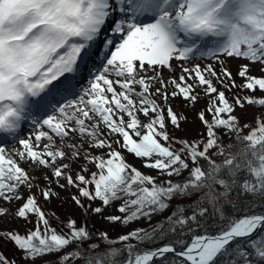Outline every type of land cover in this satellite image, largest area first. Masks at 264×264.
<instances>
[{
    "label": "snow or ice",
    "instance_id": "6c2138e0",
    "mask_svg": "<svg viewBox=\"0 0 264 264\" xmlns=\"http://www.w3.org/2000/svg\"><path fill=\"white\" fill-rule=\"evenodd\" d=\"M194 59L210 62L187 66ZM233 60L244 61L235 76ZM174 61L180 73L165 77ZM196 88L208 98L197 114L203 142L168 131L187 119L169 101L194 107ZM245 106L264 108V0H0V218L34 223L0 229V264H264V116L241 137L234 113ZM220 129L245 146L217 163L209 152L224 155ZM33 188L45 203L60 199L55 188L75 189L81 223L56 217L62 230L52 228ZM173 200L188 204L153 224ZM116 202L119 215H105ZM93 216L148 227L111 238L89 228Z\"/></svg>",
    "mask_w": 264,
    "mask_h": 264
},
{
    "label": "rangeland",
    "instance_id": "374dc122",
    "mask_svg": "<svg viewBox=\"0 0 264 264\" xmlns=\"http://www.w3.org/2000/svg\"><path fill=\"white\" fill-rule=\"evenodd\" d=\"M103 39V38H101ZM97 48H99V45H97ZM100 60V61H98ZM103 60V52L101 51L100 57H97L96 62H101ZM210 61L207 60H192L190 62H187V66H191L192 64L200 63V64H206L209 63ZM177 62H173V66L175 67V73H169L168 71H164V76L168 77L169 75L176 74L178 75L180 73V68L176 67ZM238 63H244V61H229V67L231 68L233 75L235 76L236 72V65ZM258 65L256 67H253L252 69V74L253 75H260V73L257 71ZM237 84H239L241 81L239 78L236 80ZM81 83V82H80ZM85 82H82V84ZM159 86V85H157ZM217 88H220L219 84H216ZM172 89L169 88V91ZM224 90V89H220ZM154 91V89H153ZM238 89H234L233 92L226 93L229 100H232V96L234 92H238ZM196 92L201 93V98L198 103L195 104V106H191L186 104L182 99L177 98L175 100H170L169 103L171 104L173 110L178 116H186L187 119L182 122L180 129H173L171 126H169L168 131L173 137H178V138H186L187 140H200L203 142L205 137H202L201 134L205 131L204 126L200 123V121L197 118V114L199 111L205 109L206 107V102L208 100L207 97L203 95L202 89L201 88H196ZM241 96H247L250 95V93L243 92L240 93ZM261 93L257 91L255 93V97L259 98L261 97ZM154 99H157L159 102L158 97H153ZM235 116L238 117L239 119V125L241 127L240 131V136L242 137L243 135H246L249 131L248 128H243V125L248 124L252 127L254 124L255 118L257 116V110L254 106H245L243 110L237 108L235 111ZM142 121L147 122L143 116L139 117ZM209 120H211V117H208ZM103 127V126H101ZM31 131V128L28 127L24 133V136L26 137L28 132ZM218 134L221 136V144H231L236 138V133H227L225 134L223 129L218 130ZM114 139V137H112ZM57 144L59 146L60 142L57 141ZM15 147L19 148V144L16 143ZM85 148H87V144H85ZM117 150H120L117 148ZM64 151H68V149L65 147ZM90 151L93 154H101L99 150L96 149H90ZM105 152L107 151L106 149L104 150ZM121 154L124 156L125 161L130 164L135 166L138 170H140L142 173L151 175L153 177H157L158 181H163L166 180V176H161L159 173H157L154 170H149L145 169L143 167V162L137 158H135L132 154L127 153L126 151L120 150ZM213 151V150H212ZM210 151L209 153H212ZM105 158H107L105 156ZM67 162V161H65ZM78 163L73 164V175L75 174V169L78 167ZM25 167H27L25 165ZM88 168L91 167L90 171L96 170L93 164H88ZM186 172V171H185ZM184 173V172H183ZM86 176L89 175V173H84ZM178 176H173L171 179L174 181ZM43 183V181H41ZM55 187V185H53ZM20 191L26 196L28 194L27 190L24 188H21ZM33 193H36L37 198L39 200V203L41 204L43 210L46 213L47 217H59L62 220L72 218V217H78V209L75 207V205L72 203L71 199L69 198L72 193L75 192V189H69L67 191L61 190L59 188H55V191L59 192L60 194V199L53 198L49 203H45L42 198H40L39 193L37 192V189L33 188L32 189ZM120 202H116V204H113L112 207L107 209V212L105 215L108 213L114 214V215H119V213H116L114 209ZM12 209H15L17 207V203H13L10 206ZM91 221L95 223L101 230H107L109 236L111 238H116L121 234L127 233L129 229H135V228H147L148 227V222L146 220H140L138 222L132 223L127 227L121 226V225H110L106 221L102 220L99 216H93L91 217ZM157 220L152 217V223L155 224ZM34 223L30 224H24L23 221H16L13 220L11 216H5L3 218H0V229L2 228H20L21 232L23 233L25 228H33ZM132 243H135L134 241ZM19 253L16 252V250L13 248V253L11 254L10 258L13 256H16L17 259H19ZM76 262V261H75ZM39 264V262H37Z\"/></svg>",
    "mask_w": 264,
    "mask_h": 264
},
{
    "label": "trees",
    "instance_id": "16d2710c",
    "mask_svg": "<svg viewBox=\"0 0 264 264\" xmlns=\"http://www.w3.org/2000/svg\"><path fill=\"white\" fill-rule=\"evenodd\" d=\"M255 108L257 110V116H264V108H258V107H255ZM254 126H255V121H254V124L252 125V127H254ZM221 140L222 139H221V136H220V143H221ZM244 146H245L244 142L242 140H238L237 139V140H235L231 144H225V145H223V147H224V155H217L216 154V152L219 151V149H213L212 153H209V155L212 156V158L217 163H221L224 160V158H225L226 155L238 153L239 150L241 148H243ZM201 164L205 168H207V165L204 164L203 161H201ZM89 169L91 170V167ZM94 171H96V170H94ZM188 175H189V173L186 171L182 175L178 176L174 181H176V182L183 181V180H185L186 177H188ZM157 182H160V181L157 180ZM216 191L217 192H220V191H223V189L220 188V187H217L216 188ZM233 198H235V197L233 196ZM192 199H195V197H192ZM181 203L187 205L188 204V201L187 200H184V201L173 200V201H171L172 207H170L163 214L154 215L153 217L157 220V222H160V221H162L165 217H167L172 212L173 207H176L178 204H181ZM220 205L221 206H225V207H230V205L227 204L226 200H221L220 201ZM78 214H79L78 217H72V218L75 219V221L77 222V224H80L81 223V220H82V217H81V213H80V210L79 209H78ZM47 218L49 219L52 228L56 229L58 232H60L62 230V224L59 222V221H61V219L59 217H58L59 218V221L56 219V217H47ZM65 220H62V221H65ZM93 225L95 226L96 229H100L90 219L89 220V225H88L89 228H91ZM64 230L66 231V229H64ZM152 246H154V245H147V247H152ZM123 247L124 246L122 244H119V243L114 244V245L102 244L101 245V249H98V251L104 250V249H108V248L122 249ZM138 247H145V246H138ZM2 251L4 252L5 255H7L10 258L11 254L13 253V246L11 244L4 245L3 248H2ZM92 255H95V253H92ZM75 264H84V261L83 260H77L75 262Z\"/></svg>",
    "mask_w": 264,
    "mask_h": 264
},
{
    "label": "bare ground",
    "instance_id": "6f19581e",
    "mask_svg": "<svg viewBox=\"0 0 264 264\" xmlns=\"http://www.w3.org/2000/svg\"><path fill=\"white\" fill-rule=\"evenodd\" d=\"M82 82H85L84 80H82Z\"/></svg>",
    "mask_w": 264,
    "mask_h": 264
}]
</instances>
